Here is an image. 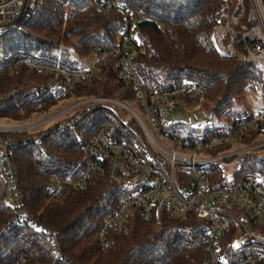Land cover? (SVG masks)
I'll list each match as a JSON object with an SVG mask.
<instances>
[{"label":"trees","instance_id":"obj_1","mask_svg":"<svg viewBox=\"0 0 264 264\" xmlns=\"http://www.w3.org/2000/svg\"><path fill=\"white\" fill-rule=\"evenodd\" d=\"M101 1L125 4L134 15L118 9L106 12L99 7ZM220 12V0H41L39 8L19 27L0 36V118L27 122L54 106L35 110L34 104L44 96L26 93L29 87L47 84L53 74L21 65L10 75L5 68L16 60L29 58L78 70L87 66L92 47H115L126 34L130 39L127 53L151 92L188 80L206 89L207 109L224 124L222 128L209 127L207 134L248 119L254 113L248 95L258 98L262 93L264 103V71L256 64L244 63L238 55L224 57L215 52L211 30ZM117 67V59H113L85 87L70 91L69 104L99 96L133 100L135 88L118 79ZM14 88L18 89L9 95ZM96 106L74 126L54 130L60 123L56 122L41 130V140L15 149L18 186L35 223L9 224L16 205L7 200L10 184L0 159V264H16L21 256L23 264H205L203 227L207 222L195 214L185 219L163 214L160 225L136 216L122 233H109L107 247L102 249L100 227L125 190L107 177L93 175L86 189H69L62 200L57 199L54 177L79 175L86 160L85 144L100 127L107 126L121 138L123 126L115 115L100 104ZM263 133L246 135L239 142L250 146ZM235 157L240 166L231 177L224 166L211 167L213 185L235 186L249 175L264 183V155L249 151ZM39 224L56 232L61 253ZM233 228L224 234L221 244L234 237ZM253 249L260 250L250 245L241 252L224 249L223 255L231 263Z\"/></svg>","mask_w":264,"mask_h":264},{"label":"built area","instance_id":"obj_2","mask_svg":"<svg viewBox=\"0 0 264 264\" xmlns=\"http://www.w3.org/2000/svg\"><path fill=\"white\" fill-rule=\"evenodd\" d=\"M41 0H0V36L19 27L40 6ZM221 12L214 17L211 30L212 44L220 56L238 55L244 63L256 64L264 71V0H220ZM99 7L111 12L115 9L133 16L125 4L101 1ZM129 37L124 34L115 47H94L86 67L70 70L56 65H43L29 58H19L6 67L12 75L19 66H28L45 74H53L47 84L26 89L27 94L38 93L44 98L34 107L43 109L56 105L73 89H82L91 78L113 59H117L118 79L135 88L131 101L111 97L85 98L75 103H96L113 113L123 126L121 138L100 127L85 144L86 160L77 177L56 175L57 199L62 200L69 189L84 190L93 175L107 177L120 185L125 194L116 209L102 223L98 236L102 249L107 247L109 233H122L126 224L136 216L161 223L163 214L185 219L195 214L206 220L204 250L205 264H258L264 260V183L254 175L245 176L239 184L217 187L212 184L211 167L262 146L246 147L239 138L260 134L264 130V103L248 119H240L223 130L207 134L216 119L206 107L207 91L197 81L151 92L144 78L135 69L127 53ZM4 69V70H5ZM18 88L11 89L13 95ZM113 105L131 112L135 118L125 121ZM98 106L77 112L69 120L60 122L54 130L72 127ZM73 108V107H72ZM52 119H50L51 121ZM25 122L0 118V159L6 179L17 199L15 216L9 224L35 223L27 209L18 186L17 168L13 161L15 149L29 141L43 138L41 130L24 137L12 134L24 132ZM240 148H233L234 145ZM231 145L230 151L221 147ZM233 146V147H232ZM226 168V166H225ZM42 230L55 244H60L55 231L45 225ZM234 227V228H233ZM234 229V237L225 245L221 239ZM2 232H0L1 234ZM254 245L260 250L250 252L229 263L223 250L241 252ZM21 256L16 264H23Z\"/></svg>","mask_w":264,"mask_h":264},{"label":"rangeland","instance_id":"obj_3","mask_svg":"<svg viewBox=\"0 0 264 264\" xmlns=\"http://www.w3.org/2000/svg\"><path fill=\"white\" fill-rule=\"evenodd\" d=\"M116 10V9H115ZM134 25V24H133ZM94 47H99V46H94ZM92 47V49L94 48ZM91 49V51H92ZM91 54V53H90ZM89 60V59H88ZM100 97V96H99ZM92 98V97H90ZM61 102H57L56 105H54L51 110H49L47 112V114H45L44 112L41 114H35V116H33V118L26 123V126L29 132V134L31 132H36L39 131L43 128H48L49 126H51L52 124H55L58 121H63V119L68 118L70 116H72L73 114H76L78 111L76 110H80V112L89 109V108H94L97 104L96 103H81L78 105H74L75 103H77L76 101H73L72 104H69V99L67 100V98H64L63 100H60ZM79 102V101H78ZM247 102H248V106H250V108L255 112L256 110L259 109V106H261V99L258 97L256 98L253 94H249L247 97ZM73 107V108H72ZM115 112L121 116L125 121H130L132 120V118H135L134 115L129 112L127 109H125L124 107H121L119 105H113ZM35 110L36 108L33 107ZM50 119H52L50 121ZM16 121V120H15ZM20 122V121H19ZM219 122L216 120L214 124H212V126L218 124ZM255 143L250 145V146H246V147H251V146H256L259 144H262V146H259L258 148L255 149H251V150H246L247 152H254L255 154L258 155H264V133L257 136L255 139ZM231 145H227V147L221 148L222 152H226V150L230 151L229 148ZM233 147V146H232ZM241 146L236 144L234 145L233 148H240ZM213 165L219 167L221 166H226L225 172L226 175L231 177L233 171L238 168L240 166L239 164V160L237 157H234L233 159H228V160H221L220 162H216ZM12 187H10V189L8 190V194H7V200L10 202V204L12 205H17V199L14 197L13 193H12Z\"/></svg>","mask_w":264,"mask_h":264}]
</instances>
